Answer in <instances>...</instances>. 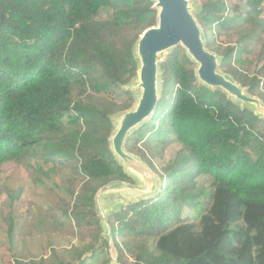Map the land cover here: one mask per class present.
<instances>
[{"label":"trees","instance_id":"1","mask_svg":"<svg viewBox=\"0 0 264 264\" xmlns=\"http://www.w3.org/2000/svg\"><path fill=\"white\" fill-rule=\"evenodd\" d=\"M198 1L195 16L220 71L264 101L263 0H240L245 10ZM154 3L0 0V167L15 162L46 176L61 168L73 233L104 221L101 188L134 181L111 137L114 117L137 102L127 86L138 79V40L158 22ZM255 49L260 60L251 71ZM197 68L183 46L167 53L156 111L126 140V150L160 177L158 194L120 205L110 232L95 230L73 261L54 246L14 264H113L111 246L118 264H264V129L257 128L264 119L203 83ZM173 143L181 149L158 169L153 160ZM7 234L15 245L13 222ZM70 249L79 247L63 250Z\"/></svg>","mask_w":264,"mask_h":264},{"label":"rangeland","instance_id":"2","mask_svg":"<svg viewBox=\"0 0 264 264\" xmlns=\"http://www.w3.org/2000/svg\"><path fill=\"white\" fill-rule=\"evenodd\" d=\"M228 1L232 4L238 2L243 10L246 9L244 1ZM199 4L200 1L198 0H190L194 15ZM261 6L263 7L264 16V0ZM234 40L235 38H233ZM169 51L161 53L159 60L163 61ZM249 59L251 61L249 69L252 71L260 60V50L255 49L249 54ZM135 82L127 86V89L134 90L136 99H138L142 91L136 89ZM260 100L264 103L262 99ZM239 102L242 104L241 101ZM136 103L133 108L137 105ZM151 117L152 115L147 120ZM262 118L264 119V117ZM114 120L118 127L119 115L115 116ZM257 128L258 130L264 129V121ZM180 149L181 145L179 143L170 145L164 151L163 158L157 157L153 160L156 167L161 170L162 167L175 159ZM136 157L149 170V175L131 173L124 167L134 180L133 182H114L101 188L97 193L96 202L99 212L104 218V223L101 221L98 226H86L82 231L78 230L76 226L73 227L76 230L74 233L71 232L72 225L62 208L66 206V200H69L66 190L69 183L67 175L63 174L61 168L46 176L39 173L34 167L25 164L4 163L0 167L2 170L0 173V264H14L16 258L36 256L39 259L41 255H50L51 248L54 246L61 248L58 250L62 256L64 255L66 261H73L76 250L86 249L93 242L90 235L95 230L100 231L102 235L110 232L108 219L113 218L120 205H127L130 202L151 197L158 194L160 190L161 179L157 172L138 156ZM38 162H42V160H38ZM45 168L48 169V166L46 165ZM156 183L157 185H155ZM10 222L15 225L17 235L15 245L10 244L8 239L7 232ZM73 245H77L79 249H70L69 253L63 250L64 248H71ZM109 256L112 258L113 264H118L116 262V250L112 246L109 250ZM101 257L108 258L106 252L102 251ZM130 261H134V258L130 257Z\"/></svg>","mask_w":264,"mask_h":264},{"label":"water","instance_id":"3","mask_svg":"<svg viewBox=\"0 0 264 264\" xmlns=\"http://www.w3.org/2000/svg\"><path fill=\"white\" fill-rule=\"evenodd\" d=\"M154 1L153 7L158 10L157 25L143 32L136 48L140 66L135 87L142 92L135 108L119 115L118 127L111 137L113 151L126 170L142 175H149V170L126 150L125 145L129 134L156 111L161 82L159 56L165 51L183 46L198 64L197 75L203 83L213 88H222L231 98L251 106L256 114L264 117V103L258 97L249 95L220 71V57L206 47L203 30L193 13L190 0Z\"/></svg>","mask_w":264,"mask_h":264}]
</instances>
